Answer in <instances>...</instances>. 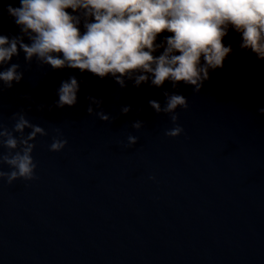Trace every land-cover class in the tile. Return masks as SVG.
Masks as SVG:
<instances>
[{"label": "water", "instance_id": "95a60500", "mask_svg": "<svg viewBox=\"0 0 264 264\" xmlns=\"http://www.w3.org/2000/svg\"><path fill=\"white\" fill-rule=\"evenodd\" d=\"M19 3L0 0V34H21L6 10ZM11 63L24 75L0 82V127L23 112L48 135L34 141L36 179L0 180V264H264V62L237 51L199 93L168 81L122 89L110 75L28 64L22 50ZM73 75L77 103L59 108ZM166 91L188 103L175 138L170 116L149 105L163 106ZM89 97L102 100L92 115ZM56 136L67 140L60 152L49 148Z\"/></svg>", "mask_w": 264, "mask_h": 264}, {"label": "clouds", "instance_id": "9594fccd", "mask_svg": "<svg viewBox=\"0 0 264 264\" xmlns=\"http://www.w3.org/2000/svg\"><path fill=\"white\" fill-rule=\"evenodd\" d=\"M6 10L21 33L0 34V82L8 88L23 79L20 64L11 63L21 50L28 64L35 60L53 70L67 67L100 78L110 75L122 89L129 81L137 88L162 87L168 81L173 89L183 82L196 93L237 51L264 62V0H20L19 6L9 4ZM232 35L238 37L235 45ZM79 88L74 75L62 81L57 107L74 106ZM164 96L163 106L156 100L149 105L170 116L174 127L165 134L175 138L184 132L177 123V110H186L188 103L178 92L166 91ZM89 100L87 111L92 115V104L99 107L102 100ZM130 110V106L121 109L124 114ZM257 112L264 115V106ZM95 114L110 120L103 110ZM11 119V128L0 127V147L6 149L0 165L10 169L0 170V180L9 185L36 179L34 141L48 135L23 112ZM142 126L139 120L132 125L137 130ZM137 141L129 135V146ZM66 144L56 136L49 148L60 152Z\"/></svg>", "mask_w": 264, "mask_h": 264}]
</instances>
